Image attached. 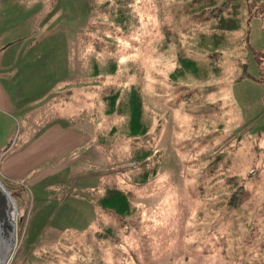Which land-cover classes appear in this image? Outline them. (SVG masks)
Instances as JSON below:
<instances>
[{"label": "rangeland", "instance_id": "rangeland-1", "mask_svg": "<svg viewBox=\"0 0 264 264\" xmlns=\"http://www.w3.org/2000/svg\"><path fill=\"white\" fill-rule=\"evenodd\" d=\"M262 51L264 0H0L6 264H264Z\"/></svg>", "mask_w": 264, "mask_h": 264}, {"label": "crops", "instance_id": "crops-1", "mask_svg": "<svg viewBox=\"0 0 264 264\" xmlns=\"http://www.w3.org/2000/svg\"><path fill=\"white\" fill-rule=\"evenodd\" d=\"M13 102L11 100V97L9 93L7 92L5 85L3 84L1 78H0V113L10 115V113L13 111ZM56 139H51V136L48 137L46 141L43 143H36L32 146L33 153L38 154L39 151L43 147H47L50 149L47 150L49 154L52 152L51 148H55V154L62 156L65 152H69L71 149L77 147V145L82 143H87L88 137L83 134V136L75 133H70V135H64L60 133ZM39 156V155H38ZM18 162H11L8 164V168L2 167V163L0 165V173L2 177H9L8 169L13 168L14 166H18ZM33 165H31V162H29L28 165L25 166V170L27 173L32 169Z\"/></svg>", "mask_w": 264, "mask_h": 264}, {"label": "water", "instance_id": "water-1", "mask_svg": "<svg viewBox=\"0 0 264 264\" xmlns=\"http://www.w3.org/2000/svg\"><path fill=\"white\" fill-rule=\"evenodd\" d=\"M9 202L13 203L12 198L0 183V230L6 237L13 231V226L10 224L8 216Z\"/></svg>", "mask_w": 264, "mask_h": 264}, {"label": "bare ground", "instance_id": "bare-ground-1", "mask_svg": "<svg viewBox=\"0 0 264 264\" xmlns=\"http://www.w3.org/2000/svg\"><path fill=\"white\" fill-rule=\"evenodd\" d=\"M13 203L9 202V210H8V214H12L13 213ZM13 226V234H9L7 237L4 236L1 233L0 230V264H6V255H8L14 248H15V237H14V225Z\"/></svg>", "mask_w": 264, "mask_h": 264}, {"label": "trees", "instance_id": "trees-1", "mask_svg": "<svg viewBox=\"0 0 264 264\" xmlns=\"http://www.w3.org/2000/svg\"><path fill=\"white\" fill-rule=\"evenodd\" d=\"M211 1L214 3L216 2V0H211ZM212 16H214V15H212ZM206 17L209 18V16H206ZM256 62H257L258 67H259V80L264 81V51L256 54ZM100 235H102V234L98 233L96 236L99 237Z\"/></svg>", "mask_w": 264, "mask_h": 264}]
</instances>
